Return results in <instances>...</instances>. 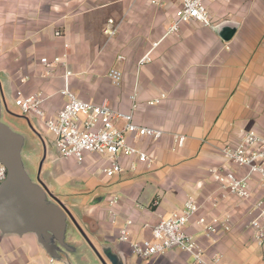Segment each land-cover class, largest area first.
<instances>
[{"label":"crops","instance_id":"obj_1","mask_svg":"<svg viewBox=\"0 0 264 264\" xmlns=\"http://www.w3.org/2000/svg\"><path fill=\"white\" fill-rule=\"evenodd\" d=\"M178 6L173 0L161 6L150 0H0L3 106L15 105L16 90L25 96L40 92L47 96L45 115L54 116L65 101L61 90L69 70L68 87L80 99L105 100L113 109L131 111L135 123L163 131L157 140L127 135L129 143L154 161L148 165L135 156L122 157L124 169L112 177L100 171L105 164L100 155L86 153L80 164L72 157L57 158V151L47 155L54 180L43 182L94 247L115 257V264H195L178 248L141 259L118 240L127 220L131 240L148 238L151 227L180 211L187 197L199 209L185 231L207 256L222 255L218 264H264V245L253 241L248 227L250 203L226 194L208 172L224 166L243 175L245 169L226 161L221 149L236 145L245 131L264 134V0L207 2L209 26L192 20L165 35ZM109 19L117 28L110 37L104 33ZM223 21L236 24L228 40L215 30ZM148 51L151 60L138 65ZM42 57H60L65 66L48 68ZM111 68L121 72L118 84L107 75ZM155 99L159 101L150 103ZM27 117L40 125L37 117ZM177 134L185 136L182 147L175 146ZM52 140L50 135L49 149L55 148ZM249 185L252 200L264 196L254 175ZM113 197L117 203L110 204ZM225 215L231 217L228 231L218 226L208 234L198 222ZM77 234L74 229L69 237L77 247L70 263L102 264ZM47 259L33 233L0 232V264H46Z\"/></svg>","mask_w":264,"mask_h":264},{"label":"built area","instance_id":"obj_2","mask_svg":"<svg viewBox=\"0 0 264 264\" xmlns=\"http://www.w3.org/2000/svg\"><path fill=\"white\" fill-rule=\"evenodd\" d=\"M169 0H150L153 5L161 6ZM179 3L174 12L171 23L167 26L165 35L177 33L182 23L198 21L205 26L211 24L207 11V2L218 0H173ZM256 1V0H249ZM116 25L113 20L107 21L104 33L112 36L116 32ZM58 34V33H56ZM155 43L153 44V46ZM150 51L146 52L139 60L142 65L151 60ZM118 59L123 57L119 55ZM40 62L50 68L53 64L65 62L60 57H54L51 61L42 57ZM49 73V71H47ZM69 70H65V84L61 94L65 101L54 116H46L42 104L47 96L40 92L23 95L20 90L15 91L14 103L19 107L21 113L26 116H34L40 120V126L44 133L53 137V145L58 157H72L77 163H82L86 153L100 155L104 158L105 164L100 165V171L106 177L123 171L122 157L135 156L137 161L151 164L154 157L127 141L126 136L133 139L148 137L152 140L159 139L163 131L152 126H143L134 122L131 111L123 112L113 109L103 100L100 103H93L77 97L68 87L67 77ZM108 77L113 83L118 84L121 80V72L117 68H111ZM155 99L153 102H158ZM122 121V126L117 127L116 123ZM176 147H182L185 136L174 135ZM223 158L244 168L245 173L238 175L236 172L220 167H211L208 172L211 178L216 181L226 194L233 195L242 201L250 203L247 214L249 216L248 227L252 230V239L258 246L264 245V196L252 200V191L249 180L254 175L259 185L264 190V134L253 130L245 131L239 136L236 145H226L221 149ZM6 177V167L0 160V184ZM117 197L110 199V204L117 203ZM199 209V204L192 198L187 197L183 202L180 211L171 213L166 218H161L151 227L150 236L142 240H131L129 236L130 220L119 230L118 240L127 242L133 254L141 259H147L163 254L165 251L178 248L188 253L195 264H218L222 255L214 253L206 255L203 246L197 239L185 231L188 221ZM198 222L204 224L208 234L214 233L217 227L228 231L231 227L230 215H225L219 221L206 222L199 218ZM46 264H65L53 257L48 256Z\"/></svg>","mask_w":264,"mask_h":264},{"label":"water","instance_id":"obj_3","mask_svg":"<svg viewBox=\"0 0 264 264\" xmlns=\"http://www.w3.org/2000/svg\"><path fill=\"white\" fill-rule=\"evenodd\" d=\"M235 28L236 24L232 21H223L215 26L217 33L225 40L232 37ZM3 107L0 95V160L6 167V177L0 184L1 234L33 233L48 256L71 264L70 255L77 247L69 237L75 229L100 263L108 264L104 258L107 257L111 264H115V257L110 253L102 254L94 247L73 214L39 178L47 150L41 134L30 123L31 129L41 139L43 155L39 161L37 179L29 176L22 156L25 138L2 120ZM16 116L25 118L23 115Z\"/></svg>","mask_w":264,"mask_h":264},{"label":"rangeland","instance_id":"obj_4","mask_svg":"<svg viewBox=\"0 0 264 264\" xmlns=\"http://www.w3.org/2000/svg\"><path fill=\"white\" fill-rule=\"evenodd\" d=\"M16 115H23L18 106L8 104L7 108L3 107L2 120L5 121V123L14 131L20 133L25 138V144L22 149L25 169L29 176L36 180L38 177L39 161L43 155V145L41 143L40 137L34 133L29 123L33 126V128L39 131V134H41L46 146L47 155L51 153L53 156H55L56 150L53 147L50 149L47 147V141L51 134L42 132L39 122L36 119L27 117L25 115H23L25 118L17 117ZM53 170L54 165L47 157L46 161H44L42 164L39 178L41 180H45L47 183H50L52 180H54V176L52 175Z\"/></svg>","mask_w":264,"mask_h":264}]
</instances>
